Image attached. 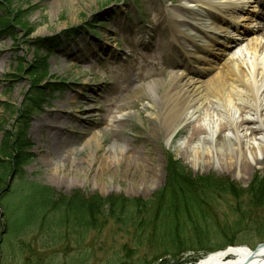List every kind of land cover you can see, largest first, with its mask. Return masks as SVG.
Returning a JSON list of instances; mask_svg holds the SVG:
<instances>
[{
	"label": "rangeland",
	"instance_id": "374dc122",
	"mask_svg": "<svg viewBox=\"0 0 264 264\" xmlns=\"http://www.w3.org/2000/svg\"><path fill=\"white\" fill-rule=\"evenodd\" d=\"M190 1L0 0V120L5 121L0 131V197H7L11 176L17 181L24 177L49 188L58 203L68 201L70 207L66 221L52 224L59 229L46 231L43 223L32 222L28 231L5 237L86 238L89 264H193L232 243L251 249L264 243V212L248 211L264 209V166L259 164L245 178L215 163L193 167L178 151L188 134L181 135L172 146L166 139L160 144L156 135H150L149 101L135 99V88L123 91L130 75L137 76L143 63L99 64L108 54L126 49V43L139 51L149 41L151 52L158 53L160 41L173 36L169 22L191 19L188 10L195 5L189 7L193 4ZM159 17L163 23L157 21ZM93 33L101 35L99 39L107 48L104 52L91 49L88 41L96 35ZM248 40L233 48L223 61L241 58L249 66L254 63L258 57L247 53ZM219 67L201 80L221 71ZM179 71L190 74L183 67ZM170 74L152 69L138 83L159 75L168 79ZM5 99L15 110L5 104ZM77 102L82 105L73 107ZM109 105L116 111L110 121L106 119ZM39 119L47 120L44 128L36 127ZM27 121L32 123L29 130ZM120 121L122 125L117 128L115 124ZM52 130L56 132L54 141L66 148L49 155L38 144ZM25 133L32 135L31 145L17 143ZM94 135L99 137L97 147ZM126 149H137L144 156L157 153L159 168L156 164L152 168L163 179L145 187L136 172L132 183L125 179L123 170L112 174L101 169L103 160ZM69 154L74 163L61 165L56 174L51 159L60 155L66 159ZM22 200L18 195L4 201L16 207ZM1 204L0 234L10 228V215ZM196 205L217 210L205 211L206 222L199 225L201 230L196 226L202 241L185 236L190 242L182 238V244L203 243L205 249L177 253V239H167L163 245L159 237L169 234V228L160 230L147 224L146 209ZM70 212L82 220H75Z\"/></svg>",
	"mask_w": 264,
	"mask_h": 264
},
{
	"label": "bare ground",
	"instance_id": "6f19581e",
	"mask_svg": "<svg viewBox=\"0 0 264 264\" xmlns=\"http://www.w3.org/2000/svg\"><path fill=\"white\" fill-rule=\"evenodd\" d=\"M199 1H190L193 3L190 7ZM205 15L219 18L209 12ZM260 21L258 27L253 29L256 37L248 40L246 46L247 53L258 57L250 66L241 58L229 59L222 64L221 71L206 81L171 73L168 79L160 78L161 75L155 76L134 91L135 99L149 101L147 111L150 112V135H156L160 144L166 139L172 146L177 138L188 134L178 151L193 167H209L215 163L224 170L229 169L245 178L259 164L264 166V17ZM99 37L100 34L91 36L88 43L91 42L89 44L93 51L99 49L104 52L107 48ZM177 63L178 61L174 65L177 66ZM157 89L160 91L158 99ZM5 104L14 108L9 100ZM80 105L82 103L77 102L73 107L79 108ZM3 122L0 120V131L4 130ZM42 122L45 123L44 126ZM121 122L115 124L117 128L121 127ZM47 123L46 119H39L35 125L41 129ZM31 124L26 122L28 130ZM55 133L54 130L50 131L38 144L49 155L52 152L59 154L66 148L65 144L54 141ZM93 141L96 147L99 146V137L94 135ZM5 143L6 136L2 141L3 145ZM17 143L31 145L32 135L25 133ZM128 150H120L117 154L108 156L101 163V169L112 174L123 170L125 179L132 183L136 181L133 177L136 172L142 178L140 184L145 187L156 185L163 179L157 169L152 168L153 164L159 168L157 153L144 156L137 149ZM67 162L74 163L71 154L66 159H62V155L56 160L51 159L53 171L59 173ZM100 187L105 188V184L101 183ZM196 264H264V243L255 249L236 246L216 251Z\"/></svg>",
	"mask_w": 264,
	"mask_h": 264
},
{
	"label": "flooded vegetation",
	"instance_id": "af4514ba",
	"mask_svg": "<svg viewBox=\"0 0 264 264\" xmlns=\"http://www.w3.org/2000/svg\"><path fill=\"white\" fill-rule=\"evenodd\" d=\"M209 209H146L148 226L155 229L177 228L184 220L201 215ZM249 212H264V209H248ZM191 214V215H188ZM206 222V221H205ZM134 224H138L137 222ZM201 230L200 220L188 225ZM200 225V226H199ZM194 226V227H193ZM150 238V232L146 233ZM162 243L165 235L159 236ZM90 246L86 238L39 237V238H0V264H89Z\"/></svg>",
	"mask_w": 264,
	"mask_h": 264
},
{
	"label": "trees",
	"instance_id": "16d2710c",
	"mask_svg": "<svg viewBox=\"0 0 264 264\" xmlns=\"http://www.w3.org/2000/svg\"><path fill=\"white\" fill-rule=\"evenodd\" d=\"M7 193V197H0V202H2L1 205H3V208L10 215V228L8 230V233L7 231H4L5 233L3 232L2 236H18V233L28 231L30 227L27 225L32 222L44 223L47 226L44 228V230L50 231L51 229H53L52 224L62 223L63 221H66L68 219L70 209L69 202L67 201L66 203H64V205H61L60 203H58L57 197H53L54 194L51 192V190L39 183L29 181L24 177L18 181L17 179H13L11 186L7 190ZM18 195H22L23 200L19 204H17L16 207H13V205L9 206L4 201L8 197H18ZM127 209H129V207H127ZM183 209H201V207H199V205H196L191 208L185 207ZM128 213L132 215L135 214V212L133 211H129ZM72 215L74 216L75 220H82L81 217H79L78 219L75 214ZM198 220L200 219H196L194 217L188 218L187 220H185V227H188L189 224L194 223ZM190 227L192 226H189L188 229L181 228L176 229V231L172 230V233L169 237L174 239L184 238L185 240H187L186 237H192L198 241H202L203 236L201 235V233L199 234L196 228ZM179 246H181L180 248L183 250L188 248H197L198 250L203 248L205 249L203 243H199L197 245H189L183 242L182 245L181 242Z\"/></svg>",
	"mask_w": 264,
	"mask_h": 264
}]
</instances>
